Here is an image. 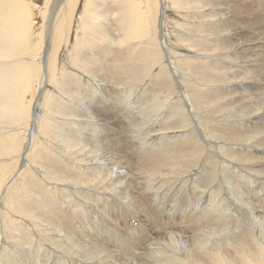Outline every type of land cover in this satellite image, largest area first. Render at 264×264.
I'll return each instance as SVG.
<instances>
[{
  "label": "bare ground",
  "instance_id": "6f19581e",
  "mask_svg": "<svg viewBox=\"0 0 264 264\" xmlns=\"http://www.w3.org/2000/svg\"><path fill=\"white\" fill-rule=\"evenodd\" d=\"M74 1L0 0V158L22 152L0 165V264H27L36 232L98 264H264V71L244 39L264 0ZM34 96L47 117L27 156ZM174 179L158 194L189 183L186 227L162 232L143 187Z\"/></svg>",
  "mask_w": 264,
  "mask_h": 264
},
{
  "label": "rangeland",
  "instance_id": "374dc122",
  "mask_svg": "<svg viewBox=\"0 0 264 264\" xmlns=\"http://www.w3.org/2000/svg\"><path fill=\"white\" fill-rule=\"evenodd\" d=\"M41 1H44V0H41ZM80 6V0H75L73 2V5H72V8L71 9H77L78 7ZM254 6V7H253ZM256 7V8H255ZM249 9H252V12L254 14V17L257 16L258 19H253L252 21H245V25L247 26V31H246V34L244 35L245 36V40H247V45H248V54L250 55V57H253L254 59H256V66H257V70H256V74L258 73H261V71H264V17L263 16H260L259 15V10H258V7L256 5L255 2L252 3V5L250 7H248ZM255 10L257 12H255ZM74 12V11H73ZM238 14H240V12L238 11ZM242 16H244L242 14ZM261 20V21H260ZM169 28V26H168ZM254 30V31H253ZM170 32H168V35L172 37V40H175L177 39L176 35L173 34L171 32V30L169 29ZM257 33H256V32ZM237 53H241V50H238ZM242 56V55H241ZM164 59V57H163ZM175 71H179V72H182V70L180 69H177V68H174ZM104 78L106 79V76H104ZM40 79H38L39 81ZM36 86V84H35ZM99 88L101 89H104L101 85L99 86ZM115 88L117 89V85H115ZM105 90V89H104ZM114 91V90H113ZM242 91V90H241ZM245 90H243L244 92ZM248 90H246L247 92ZM250 92V91H248ZM29 99H31V103H30V116H32V120L31 118H29L28 120V126L27 127H23V129L20 131V137H19V145L20 144H23L25 147L27 145V141H28V147L30 149V152L28 153L27 156H31V153L34 149V145H35V142L37 141L38 139V126L39 124L42 122V118L43 117H47L46 116V108H45V105H44V99L42 98L41 100H38L37 98H35V96L33 98H30L28 97ZM85 105H79V107L83 108ZM93 113H95V111H92ZM129 139V133H127V138L126 140ZM125 143H121V145L123 146H127L126 144L124 145ZM19 145L16 147V149H18ZM124 149V148H123ZM236 149V148H235ZM238 150H240L239 148H237ZM250 151L252 150V152L254 151H257V150H253L252 148H249ZM251 152V153H252ZM19 154H22V152L20 151L18 154H14L12 156H6L5 158H9V160H2L3 158H0L2 160V162L4 163H1V167L7 165V164H13L15 167H19L20 164H15L12 160L16 159L17 157H15L16 155H19ZM14 156V157H13ZM4 158V159H5ZM19 160H21V158H17ZM31 162V161H30ZM25 165H28V162H25ZM250 178V176L248 177ZM244 178L242 177V180ZM170 181H159V182H155L154 181L152 182V185L150 186V188L147 190L144 188V191L146 190V193H150L154 196V198L156 199L155 200V203L154 202H151L152 203V206L153 208L156 210L158 209L159 211H164V213H161L160 214V217L156 219V222H160V225H163L161 227V231L163 232V230H167V228H170L171 224H175V230H179V229H182L183 227H186L185 225V221H184V218L187 217L186 214L187 211H188V204L190 203L191 201V198L190 196H188L187 194L189 195H192L191 193V188H190V185L189 183L188 184H185L184 183V180H180L179 183L183 182L182 185L178 186L177 187V190H184L183 194V198H181L177 203H172L170 202V197H166L163 201L165 202V205L163 204L161 198H160V195L158 194L159 192H163L165 194H167L168 196L170 194H175L177 193L176 190H175V183H177V179L171 181V183H169ZM244 182V180H243ZM154 183V184H153ZM158 183V184H157ZM171 184V185H170ZM54 184L52 183V186ZM156 186V187H155ZM162 186V187H161ZM184 187V188H183ZM160 188V189H159ZM193 189V188H192ZM164 190V191H163ZM186 190V192H185ZM189 190V191H188ZM85 191H89L88 193H90V190H87L85 189ZM154 191V192H153ZM172 191V192H171ZM93 192V191H92ZM91 192V193H92ZM153 192V193H152ZM174 192V193H173ZM76 194V195H75ZM74 194V197L75 199L78 201V200H83L82 196L80 195V193H75ZM82 198V199H81ZM159 198V199H158ZM264 198V196H263ZM167 199V200H166ZM176 199V198H175ZM160 200V201H159ZM194 202L196 203V201L194 200ZM198 204V203H197ZM157 206V207H156ZM176 206V207H175ZM63 207V206H62ZM185 208V209H184ZM62 209H65L64 207ZM127 209V208H126ZM165 209V210H164ZM182 209V210H181ZM184 209V211H183ZM128 211H131L129 210V208L127 209ZM167 210V212H166ZM66 211V210H65ZM68 218L69 219H72L74 220L77 224H78V227L80 226L79 229L85 231V232H90L92 233L93 231H98L101 233V236L99 235L98 239H96L95 241V244H99L98 247L100 248H107V245H110L112 244L108 238V233L106 232H103L102 229H100V225H95L94 223H92L90 221V218L91 216L89 217V220L86 219L83 221V215L80 213V212H77V213H70L68 212ZM79 214V215H78ZM180 214V215H179ZM76 215V216H75ZM91 215V214H90ZM110 215L113 217L112 215V212H110ZM165 215V216H164ZM185 215V216H184ZM179 216H181L182 218H180ZM170 217V218H169ZM166 218V219H165ZM172 218V219H171ZM177 218V219H176ZM79 219V220H78ZM143 219V220H142ZM147 217H139V219H137V221L139 220V222H142L144 221L143 224L145 223H148V224H145V228L154 236V232H158V231H155V227L156 226V223L154 222V220L152 219H149ZM183 219V220H181ZM142 220V221H141ZM179 220V221H178ZM149 221V222H147ZM155 223L153 224L152 223ZM182 221V222H180ZM178 222V223H177ZM89 223V224H88ZM184 223V224H183ZM81 224V225H80ZM91 224V225H90ZM169 224V225H168ZM179 224V225H177ZM88 225V226H87ZM90 225V226H89ZM93 225V227H92ZM167 226V227H166ZM169 226V227H168ZM181 226V227H179ZM89 227H90V230H89ZM94 228V229H93ZM113 227H111L112 229ZM150 228V229H148ZM76 230V228H75ZM101 230V231H100ZM153 230V231H152ZM77 231V230H76ZM78 232V231H77ZM73 235L72 232H69ZM106 233V234H105ZM79 235H81L79 232H78ZM35 237V244H31L30 246L29 245H23L22 247V250L24 249V247L26 246L27 247V250L29 252V257L31 260H29L28 262H26L27 264H34L35 262H39V264H93L94 261H85L84 259L80 258V256H76V255H72V254H64V252L62 251V249H58L57 247L55 246H51V243L50 241L48 240H45L44 237H41L42 235L39 234L38 232L35 233L34 235ZM74 236V235H73ZM101 237V238H100ZM85 238V237H84ZM43 239V240H42ZM87 239V241H83L84 243L88 244V245H92L89 241L88 238H85ZM40 240V241H39ZM42 240V241H41ZM37 243V244H36ZM107 243V244H106ZM147 245V246H145ZM144 245V249L146 250H149L150 248L148 247H151V245L153 244H145ZM95 246V245H94ZM117 246V245H115ZM30 247V248H29ZM37 247V248H36ZM143 247V246H142ZM52 248V249H51ZM31 249V250H30ZM42 249V250H41ZM117 250V249H116ZM36 251H40L41 253V257L37 256L35 253L33 252H36ZM77 251V250H76ZM48 252V253H47ZM50 252V253H49ZM62 252V253H61ZM47 253V254H46ZM59 253V254H58ZM71 255V256H70ZM34 256L36 257L33 261L32 259L34 258ZM46 256V258H45ZM69 257V258H68ZM74 257V258H73ZM55 258V259H54ZM66 258V259H65ZM68 258V259H67ZM41 259V260H40ZM50 259V260H49ZM65 259V260H64ZM75 262H74V260ZM48 260V261H47ZM55 260V261H53ZM59 260V261H58ZM70 260V262L68 261ZM73 260V261H72ZM44 261V263H43ZM47 261V262H46ZM62 262V263H61ZM74 262V263H73ZM95 263V262H94ZM95 264H98V263H95Z\"/></svg>",
  "mask_w": 264,
  "mask_h": 264
}]
</instances>
